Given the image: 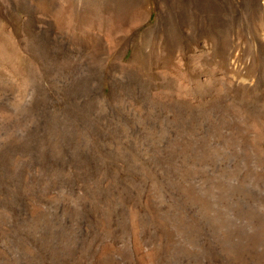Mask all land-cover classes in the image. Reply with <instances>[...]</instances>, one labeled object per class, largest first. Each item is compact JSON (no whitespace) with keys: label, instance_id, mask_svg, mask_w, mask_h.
I'll list each match as a JSON object with an SVG mask.
<instances>
[{"label":"rangeland","instance_id":"obj_1","mask_svg":"<svg viewBox=\"0 0 264 264\" xmlns=\"http://www.w3.org/2000/svg\"><path fill=\"white\" fill-rule=\"evenodd\" d=\"M0 264H264V0H0Z\"/></svg>","mask_w":264,"mask_h":264}]
</instances>
